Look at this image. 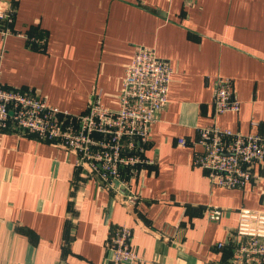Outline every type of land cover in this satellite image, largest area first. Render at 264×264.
<instances>
[{
    "label": "crops",
    "instance_id": "obj_1",
    "mask_svg": "<svg viewBox=\"0 0 264 264\" xmlns=\"http://www.w3.org/2000/svg\"><path fill=\"white\" fill-rule=\"evenodd\" d=\"M14 29L45 38L0 39V79L78 115L93 94L118 109L136 47L171 69L167 105L143 158L125 173V207L74 166L76 157L33 135L0 132V264H108L110 228L131 231L139 264H230L238 233H264V160L240 189L212 185L191 162L198 129L215 124L264 136V0H15ZM232 83L237 112L216 114L212 89ZM184 139L185 145L178 144ZM220 209L217 221L207 210ZM222 247L218 248L217 244Z\"/></svg>",
    "mask_w": 264,
    "mask_h": 264
},
{
    "label": "built area",
    "instance_id": "obj_2",
    "mask_svg": "<svg viewBox=\"0 0 264 264\" xmlns=\"http://www.w3.org/2000/svg\"><path fill=\"white\" fill-rule=\"evenodd\" d=\"M15 13V0H0V39L17 35L28 46L41 48L45 38L28 37L14 29ZM171 72L170 65L158 59L153 49L138 46L124 71L118 109L106 108L96 93L78 115L48 105L30 89L7 88L0 79V132L33 135L38 141L73 154L77 169L130 208L137 197L126 176L151 163L143 158V152L151 124L167 105ZM212 105L216 114L239 110L229 79L215 81ZM186 143L178 139V144ZM192 144L201 149L194 155L192 166L202 169L212 185L226 189L242 188L254 178L253 169L264 160V136L221 129L214 123L198 129ZM220 213V209L211 208L206 215L217 221ZM238 237L232 246L230 264H264V233H238ZM130 238L127 227L110 228L105 243L108 264L142 262L131 249Z\"/></svg>",
    "mask_w": 264,
    "mask_h": 264
}]
</instances>
